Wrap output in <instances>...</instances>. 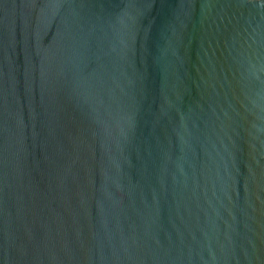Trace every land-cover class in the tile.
Returning a JSON list of instances; mask_svg holds the SVG:
<instances>
[{
  "label": "water",
  "instance_id": "obj_1",
  "mask_svg": "<svg viewBox=\"0 0 264 264\" xmlns=\"http://www.w3.org/2000/svg\"><path fill=\"white\" fill-rule=\"evenodd\" d=\"M0 264H264V0H0Z\"/></svg>",
  "mask_w": 264,
  "mask_h": 264
}]
</instances>
